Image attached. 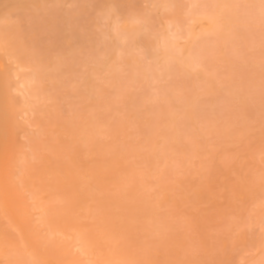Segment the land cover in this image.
<instances>
[{
    "label": "rangeland",
    "instance_id": "374dc122",
    "mask_svg": "<svg viewBox=\"0 0 264 264\" xmlns=\"http://www.w3.org/2000/svg\"><path fill=\"white\" fill-rule=\"evenodd\" d=\"M0 264H264V0H0Z\"/></svg>",
    "mask_w": 264,
    "mask_h": 264
}]
</instances>
